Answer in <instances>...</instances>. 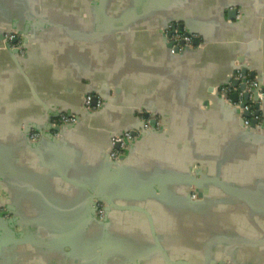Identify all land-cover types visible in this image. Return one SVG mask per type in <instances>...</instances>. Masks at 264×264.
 Returning a JSON list of instances; mask_svg holds the SVG:
<instances>
[{"label": "crops", "instance_id": "crops-1", "mask_svg": "<svg viewBox=\"0 0 264 264\" xmlns=\"http://www.w3.org/2000/svg\"><path fill=\"white\" fill-rule=\"evenodd\" d=\"M172 22L199 44L169 49ZM236 64L264 86V0H0V264H264V137L210 90ZM139 110L157 128L111 168ZM58 111L80 120L29 144ZM93 193L128 208L97 221Z\"/></svg>", "mask_w": 264, "mask_h": 264}, {"label": "built area", "instance_id": "built-area-1", "mask_svg": "<svg viewBox=\"0 0 264 264\" xmlns=\"http://www.w3.org/2000/svg\"><path fill=\"white\" fill-rule=\"evenodd\" d=\"M164 36L168 42H171L174 47H178L180 50L185 47H192V35H187L178 30L176 23H170L166 26ZM24 37L25 36L19 31L8 32L3 35L4 42L9 44L11 50H16V53L20 55H23L26 51V43L23 41ZM234 80L238 82L237 85H233ZM220 94L224 97V101L235 110V116L242 121L243 129L252 131L253 133L264 132V90L259 80V75L252 77L250 72L244 73L241 68L238 67L232 74L230 81L220 88ZM232 94H236V101L231 99ZM245 95H248L247 98ZM94 98H96L95 102L93 101ZM104 105V100L97 98V96L93 94H86L83 100V109L88 114L102 109ZM256 105H258V108H256ZM138 114L146 116L141 119V129L136 131L133 129H125L112 136L108 158L113 165L123 162L141 133L150 131L154 125L157 128L156 125H158V120L152 113L139 110ZM56 116L57 118L55 117L49 122V132L53 138H59L61 135L59 131L61 129L73 126L80 120L79 115L62 111H58ZM253 121L255 122L254 127L251 126ZM44 132L45 130H31L26 134L28 142L36 143L42 138ZM189 197L192 200L200 199L194 189L189 190ZM106 207V203L102 201H98L97 199L92 201L93 215L98 221H103L107 217L109 212L106 210ZM0 212L4 213L5 217H11L9 210L1 205Z\"/></svg>", "mask_w": 264, "mask_h": 264}, {"label": "water", "instance_id": "water-1", "mask_svg": "<svg viewBox=\"0 0 264 264\" xmlns=\"http://www.w3.org/2000/svg\"><path fill=\"white\" fill-rule=\"evenodd\" d=\"M230 13H232V14H235L236 13V10H232V11H230ZM180 27L182 28V26L180 25ZM180 31L182 32V30L180 29ZM13 32V31H12ZM185 34H187V35H190L191 33L190 32H187V33H185ZM25 37L23 38V41H24V43H26L27 42V37H26V35L25 34H23ZM2 39H3V36H2ZM193 40H192V46L194 45V46H196V45H198L199 44V38H197V37H193L192 38ZM166 43H167V46L169 47V49H172V50H174L175 52H178V51H181V50H183V49H186V48H192V47H185V48H183V49H179L178 47H174L173 46V44L171 43V42H168L167 41V39H166ZM7 44V47L10 49V46H9V44L8 43H6ZM14 52H17L16 50H13ZM238 67H240L241 68V70L244 72V73H246V72H250V75L252 76V77H254V76H256V75H258L255 71H253V70H251L249 67H247V65H234V69H233V71H232V73H231V75L234 73V71L238 68ZM231 75H230V79H231ZM259 80L261 81V84H262V86H263V83H262V77H261V75H259ZM237 81H233V85H237ZM242 87H243V85H242ZM211 91H217L218 92V94L220 95V97L222 98V101L225 103V105L226 106H228L232 111H233V113L235 114V110L233 109V108H231L225 101H224V97H222L221 96V94H220V88L218 87V88H211L210 89ZM263 90H264V86H263ZM247 96L248 95H245V97L247 98ZM231 99L233 100V101H236L237 100V97H236V94H232L231 95ZM93 101L95 102L96 101V98H94L93 99ZM105 106V105H104ZM256 108H258V105H256ZM57 115V114H56ZM236 117V116H235ZM237 119V118H236ZM238 121H239V124H240V127L242 128V121L241 120H239V119H237ZM155 123V122H154ZM76 125V124H75ZM74 126V125H73ZM252 127H254L255 126V122L253 121V123H252V125H251ZM71 126H69V127H67V128H65V129H68V128H70ZM142 128V123L140 124V127L138 128V129H141ZM156 127H155V125L152 127V129L150 130V131H152L153 129H155ZM36 129H39V130H41V131H44L45 130V132H44V134H43V136H42V138L39 140V141H37L36 143H29V144H31V145H35V144H37V143H39V142H41V141H52V142H56L60 137H61V135H60V137L59 138H53L52 137V135H51V133L49 132L50 131V125H47V126H45V127H43V128H36ZM65 129H61L59 132H61V134H62V130H65ZM138 129H135V128H133V130L134 131H136V130H138ZM125 130V129H124ZM242 130L243 131H246V132H248V133H251V134H253V135H258V136H260V137H264V132H260V133H253L252 131H248V130H246V129H243L242 128ZM150 131H147V132H143V133H141V135H145V134H147L148 132H150ZM28 132H30V130L28 131ZM27 132V133H28ZM119 133V132H118ZM116 134V133H115ZM114 135V134H113ZM27 136V135H26ZM27 141H28V139H27ZM136 144V143H135ZM110 145H111V143H110ZM110 145L108 146V149H107V151H106V157H105V159H106V161L108 162V166H110L111 168H118V167H120L123 163H124V160L125 159H127V157H129V155H130V152L133 150V148H134V146H133V148H132V150L129 152V154H128V156L123 160V162H121V163H119V164H116V165H113V163L109 160V158H108V154H109V148H110ZM197 195H198V198H200L199 200H192V201H201L202 200V196L200 195V193L199 192H197ZM188 196H189V193H188ZM94 199H97L98 201H102V202H104V203H106V205H107V207H106V210L110 213L111 211H112V209H115V210H118V209H125V208H128V207H124V206H118V205H115L112 201H110V199H108V198H105V197H102V196H100L99 194H92L91 195V197H90V207H91V209H92V201L94 200ZM189 199H190V197H189ZM136 208V207H135ZM135 208H130V209H135ZM6 209L7 210H9L10 208L9 207H6ZM135 210H138L137 208L135 209ZM2 213V212H1ZM109 213H108V215H107V217L105 218V220H103V221H100V222H106L107 220H108V216H109ZM92 214H93V210H92ZM2 215H4V213L2 214ZM94 216V215H93ZM95 218V217H94ZM96 219V218H95ZM97 220V219H96ZM98 221V220H97ZM222 262H219L218 264H221ZM129 264H137V263H129Z\"/></svg>", "mask_w": 264, "mask_h": 264}, {"label": "flooded vegetation", "instance_id": "flooded-vegetation-1", "mask_svg": "<svg viewBox=\"0 0 264 264\" xmlns=\"http://www.w3.org/2000/svg\"><path fill=\"white\" fill-rule=\"evenodd\" d=\"M176 27L178 28V24L176 23Z\"/></svg>", "mask_w": 264, "mask_h": 264}, {"label": "rangeland", "instance_id": "rangeland-1", "mask_svg": "<svg viewBox=\"0 0 264 264\" xmlns=\"http://www.w3.org/2000/svg\"><path fill=\"white\" fill-rule=\"evenodd\" d=\"M173 23V22H172Z\"/></svg>", "mask_w": 264, "mask_h": 264}]
</instances>
